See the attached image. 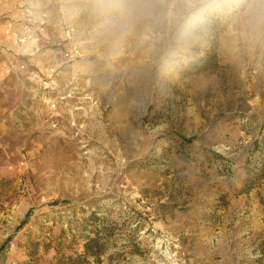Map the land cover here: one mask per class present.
<instances>
[{
    "label": "rangeland",
    "instance_id": "1",
    "mask_svg": "<svg viewBox=\"0 0 264 264\" xmlns=\"http://www.w3.org/2000/svg\"><path fill=\"white\" fill-rule=\"evenodd\" d=\"M23 4L81 43L57 110L19 65H60L59 41L29 62L4 36ZM204 52L218 68L189 74ZM252 119L261 131L264 0H1L0 264H264V244L230 242L248 215L231 199L264 187Z\"/></svg>",
    "mask_w": 264,
    "mask_h": 264
},
{
    "label": "built area",
    "instance_id": "2",
    "mask_svg": "<svg viewBox=\"0 0 264 264\" xmlns=\"http://www.w3.org/2000/svg\"><path fill=\"white\" fill-rule=\"evenodd\" d=\"M15 10H17V13L6 20L4 36L19 48L15 52V56L28 57L29 62H33L35 56L39 55L48 45L45 42L48 39H53L52 37L48 38L54 36L51 33L53 31L49 28L55 26V24L52 22L49 12L38 11L30 4L20 5ZM57 26L60 29L58 35L54 38L55 41L56 39L59 41L57 45L61 46L62 50L56 54H59L62 63L57 66L52 64L46 68L41 67L32 72L25 71L27 67L25 63L19 65V71L29 74V78L39 86L41 100L50 106L52 110H57L61 104L68 105L70 100L76 97L74 91H68L67 88L58 89L59 86L56 85L55 81L60 67L65 63L75 62L82 58L81 43L76 42V28L73 26ZM60 33L61 39L59 37ZM51 95H54V98Z\"/></svg>",
    "mask_w": 264,
    "mask_h": 264
},
{
    "label": "crops",
    "instance_id": "3",
    "mask_svg": "<svg viewBox=\"0 0 264 264\" xmlns=\"http://www.w3.org/2000/svg\"><path fill=\"white\" fill-rule=\"evenodd\" d=\"M14 8L16 9L15 5H14ZM51 37L54 38V36H50L48 38H51ZM59 37L61 39V33ZM51 42L52 40L48 39L45 42V44H50ZM15 47L16 49H13L14 51L19 49L17 46ZM253 121L254 120L252 119L250 121V124L248 125L247 123L245 124L246 120L244 121V124L246 126L245 127L246 138L248 142L252 145L264 144V126H262V124H260L261 131L253 133L250 130H248L249 127L251 128L254 125H257L258 121H256L255 123H253ZM254 150H255V147L252 149L251 155L249 156V158H247V161H250L252 160L253 157H256L262 164H261V168H259L260 167V164H259V167L258 168L254 167V169L255 171L262 172L263 165H264V152L254 151ZM255 164H257L258 166V162ZM249 174L250 172L246 170L245 175L248 177ZM258 193H260V195L263 196L264 187L262 184L260 185L257 183L256 185L252 186L250 189L248 190L245 189L243 191L242 194L244 196V199H239V200L231 199L230 205L228 207L229 211L242 208V207H245V209L248 210V215L246 216L247 222L243 223L245 222L246 220L245 219L241 224L242 225L241 229L243 231H240V233L236 234L234 236L233 241L230 240V242L233 243L234 251L244 250V252L247 255H250V257H252L253 252L256 250V248L258 249L260 248V245L264 244V212L262 209H260L258 201L254 198V195Z\"/></svg>",
    "mask_w": 264,
    "mask_h": 264
},
{
    "label": "trees",
    "instance_id": "4",
    "mask_svg": "<svg viewBox=\"0 0 264 264\" xmlns=\"http://www.w3.org/2000/svg\"><path fill=\"white\" fill-rule=\"evenodd\" d=\"M218 59L217 55L213 52H204L202 54H196L194 61L190 62L188 65L189 74L203 73L210 70H215L218 68ZM195 70V71H193ZM252 186L246 188L250 189ZM25 223V221L23 222ZM96 239H88L84 245L85 256H97V251H95Z\"/></svg>",
    "mask_w": 264,
    "mask_h": 264
}]
</instances>
